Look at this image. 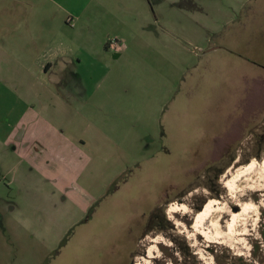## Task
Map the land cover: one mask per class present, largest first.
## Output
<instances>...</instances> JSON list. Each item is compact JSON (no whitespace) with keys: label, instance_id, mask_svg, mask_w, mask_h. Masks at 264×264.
Instances as JSON below:
<instances>
[{"label":"rangeland","instance_id":"obj_1","mask_svg":"<svg viewBox=\"0 0 264 264\" xmlns=\"http://www.w3.org/2000/svg\"><path fill=\"white\" fill-rule=\"evenodd\" d=\"M62 3L84 28L64 76L78 94L63 92L79 107L97 102L80 112L125 171L98 190L77 180L92 154L64 130L39 153L8 140L13 97L0 88V264H192L187 249L196 264L220 251L264 264V0ZM102 37L124 45L120 58ZM89 73L105 75L107 92H84L77 79L93 85ZM238 170L247 175L230 190ZM210 203L198 229L196 207Z\"/></svg>","mask_w":264,"mask_h":264},{"label":"crops","instance_id":"obj_2","mask_svg":"<svg viewBox=\"0 0 264 264\" xmlns=\"http://www.w3.org/2000/svg\"><path fill=\"white\" fill-rule=\"evenodd\" d=\"M69 13H74V9L65 7L62 0H0V88L13 97L10 99L14 104L13 110H8L11 129L8 140L25 144L24 149L30 153H39L35 144L42 146L47 139H55L59 130H64L65 137L73 140L76 150L81 154H92V159L88 160L93 162L90 170L83 173V179L77 180L102 190L125 171L126 165L118 160L113 149L106 150V142L90 116L88 119V114L80 112H87L89 105L97 102H87L79 107L63 92L65 86L68 94H78L76 88L71 86L70 91V85H65L64 76L67 72L73 73L68 70V64L80 62L78 54L82 47L78 35L84 31V28H75L74 17ZM68 16L72 17L71 22L67 21ZM97 42L109 47L103 37ZM85 43L82 41V46ZM123 47L120 44L117 48L109 47L115 50L114 58H120ZM258 56L264 64V50ZM89 74L93 85H89L81 74L77 79V82H85L81 83L84 92L89 95L107 92L100 86L105 75ZM262 85L264 76L256 86ZM65 112L70 116L66 120ZM49 128L55 131L51 132ZM33 148L36 151H32ZM112 159L115 161L113 166L110 165Z\"/></svg>","mask_w":264,"mask_h":264},{"label":"trees","instance_id":"obj_3","mask_svg":"<svg viewBox=\"0 0 264 264\" xmlns=\"http://www.w3.org/2000/svg\"><path fill=\"white\" fill-rule=\"evenodd\" d=\"M220 172H218L219 174ZM210 187V186H209ZM202 205L197 206L196 210L199 212H202L205 207H202ZM198 212V213H199ZM263 240H264V234H263ZM254 248L251 252L253 258L257 257L259 252V245L255 244L253 245ZM181 253L183 254V257H188L191 256L192 258V264H196V262L194 261V256L193 254L190 253V251L187 249L186 251H181ZM225 252L224 251H220L214 254V260H215V264H249V261L246 258H243L242 256H233L232 254H228L227 256H225ZM224 259V260H223ZM261 263L263 262V259L260 260Z\"/></svg>","mask_w":264,"mask_h":264},{"label":"bare ground","instance_id":"obj_4","mask_svg":"<svg viewBox=\"0 0 264 264\" xmlns=\"http://www.w3.org/2000/svg\"><path fill=\"white\" fill-rule=\"evenodd\" d=\"M254 166V165H253ZM253 166H250V167H247V168H241V169H244L245 171L246 170H250V169H252L253 168ZM254 167H257L256 165L254 166ZM261 167V166H260ZM263 168V167H262ZM243 170V171H244ZM253 170V169H252ZM258 170V169H257ZM242 170H238L237 171V174L233 177V178H231L230 179V181L228 182V185H229V188H230V190L231 189H233L234 187H235V185H236V182L238 181V179L239 178H241L242 176H246V175H244L245 173L244 172H241ZM256 171V170H255ZM261 171V170H260ZM249 173H250V171H249ZM258 174V173H257ZM249 177H251V176H249ZM259 177V176H258ZM243 178V177H242ZM246 178V177H245ZM248 179V178H247ZM253 182H255L254 180H253ZM255 184V183H254ZM253 185V184H252ZM239 186V185H238ZM237 186V187H238ZM242 186H243V184H242ZM245 186V185H244ZM249 186V185H248ZM215 204V203H214ZM214 209H215V207H214ZM171 211L173 210V209H170ZM212 203H210V204H208L207 205V207L200 213V216H199V225H198V229H201L204 225H205V222H206V218L207 217H209L210 215H212L213 213H212ZM247 212V211H246ZM238 213H240V212H238ZM238 213H236L234 216H233V220L237 217V214ZM246 214H248V212L246 213ZM214 215V214H213ZM211 217V216H210ZM208 219V218H207ZM237 220H239V219H237ZM235 221V220H234ZM232 222V221H231ZM212 226V225H211ZM213 226H214V224H213ZM210 227V226H209ZM214 228V227H213ZM233 228V227H232ZM231 228V229H232ZM203 229V228H202ZM208 229V228H207ZM205 230V229H204Z\"/></svg>","mask_w":264,"mask_h":264},{"label":"built area","instance_id":"obj_5","mask_svg":"<svg viewBox=\"0 0 264 264\" xmlns=\"http://www.w3.org/2000/svg\"><path fill=\"white\" fill-rule=\"evenodd\" d=\"M72 20V17L71 16H68L67 17V21L68 22H71ZM119 45V43H117V40L116 39H111L108 41V46L111 47V48H117V46ZM181 207V204H177V202H174V203H170L168 208H167V214H169V212H175V211H178ZM170 209H173L172 211Z\"/></svg>","mask_w":264,"mask_h":264},{"label":"flooded vegetation","instance_id":"obj_6","mask_svg":"<svg viewBox=\"0 0 264 264\" xmlns=\"http://www.w3.org/2000/svg\"><path fill=\"white\" fill-rule=\"evenodd\" d=\"M156 219H159V213H157L156 211H153V212L151 213V217H150V219H149V222L154 221V220H156Z\"/></svg>","mask_w":264,"mask_h":264}]
</instances>
